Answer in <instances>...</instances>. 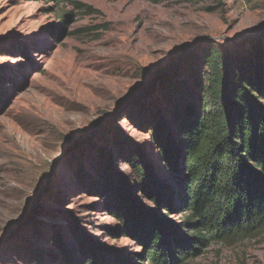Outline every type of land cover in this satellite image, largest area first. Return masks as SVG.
<instances>
[{
	"label": "rangeland",
	"instance_id": "rangeland-1",
	"mask_svg": "<svg viewBox=\"0 0 264 264\" xmlns=\"http://www.w3.org/2000/svg\"><path fill=\"white\" fill-rule=\"evenodd\" d=\"M79 1L93 11L0 0V264H61L58 237L72 264L82 238L139 253L107 235L116 221L87 190L100 153L134 180L122 151L141 147L175 184L147 125L199 93L210 52L245 57L264 37V0ZM197 264H264V238Z\"/></svg>",
	"mask_w": 264,
	"mask_h": 264
},
{
	"label": "trees",
	"instance_id": "trees-1",
	"mask_svg": "<svg viewBox=\"0 0 264 264\" xmlns=\"http://www.w3.org/2000/svg\"><path fill=\"white\" fill-rule=\"evenodd\" d=\"M29 1L93 11L79 0ZM74 17L62 15L65 23ZM204 64L199 93L146 123L176 183L162 181L143 149L127 145L122 154L134 180L115 173L114 155L101 152L87 189L116 221L107 235L133 240L141 251H112L82 238L77 264H197L212 245L264 238V37L248 56L215 50ZM0 106L6 107L1 97ZM57 242L61 264H72L61 237Z\"/></svg>",
	"mask_w": 264,
	"mask_h": 264
}]
</instances>
